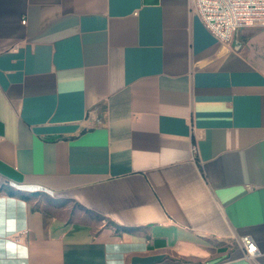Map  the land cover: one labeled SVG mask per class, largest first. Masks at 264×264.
Instances as JSON below:
<instances>
[{"label": "crops", "instance_id": "obj_1", "mask_svg": "<svg viewBox=\"0 0 264 264\" xmlns=\"http://www.w3.org/2000/svg\"><path fill=\"white\" fill-rule=\"evenodd\" d=\"M192 5L0 0V264H264V27Z\"/></svg>", "mask_w": 264, "mask_h": 264}, {"label": "built area", "instance_id": "obj_2", "mask_svg": "<svg viewBox=\"0 0 264 264\" xmlns=\"http://www.w3.org/2000/svg\"><path fill=\"white\" fill-rule=\"evenodd\" d=\"M192 3V10L224 42H230L244 26L264 27V0H192ZM241 243L248 257L258 251L251 235L242 236Z\"/></svg>", "mask_w": 264, "mask_h": 264}, {"label": "trees", "instance_id": "obj_3", "mask_svg": "<svg viewBox=\"0 0 264 264\" xmlns=\"http://www.w3.org/2000/svg\"><path fill=\"white\" fill-rule=\"evenodd\" d=\"M8 192L11 193V194H16V193H18V189H11V188H10V189L8 190Z\"/></svg>", "mask_w": 264, "mask_h": 264}]
</instances>
